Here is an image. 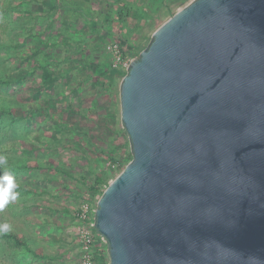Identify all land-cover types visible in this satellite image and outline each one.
<instances>
[{
    "label": "water",
    "instance_id": "95a60500",
    "mask_svg": "<svg viewBox=\"0 0 264 264\" xmlns=\"http://www.w3.org/2000/svg\"><path fill=\"white\" fill-rule=\"evenodd\" d=\"M119 96L132 160L95 211L110 264H264V0H193Z\"/></svg>",
    "mask_w": 264,
    "mask_h": 264
},
{
    "label": "rangeland",
    "instance_id": "374dc122",
    "mask_svg": "<svg viewBox=\"0 0 264 264\" xmlns=\"http://www.w3.org/2000/svg\"><path fill=\"white\" fill-rule=\"evenodd\" d=\"M63 1L67 6L9 0L11 9L0 12L18 45L8 63L0 48V72L9 81L0 85V107L18 118L7 132L10 114L0 117V156L18 160L10 173L20 189L17 200L0 210V222L26 237L36 253L0 241V262L7 264H110L107 241L97 230L92 248L84 249L77 215L89 207L94 217L100 197L95 175L104 178L103 191L130 162L119 87L132 58L123 57L111 33L120 31L138 52L193 0ZM121 12L126 18L120 21ZM104 70L109 74L100 83L87 81L91 71ZM43 71L58 80L42 83ZM101 250L107 251L104 263L98 262Z\"/></svg>",
    "mask_w": 264,
    "mask_h": 264
},
{
    "label": "trees",
    "instance_id": "16d2710c",
    "mask_svg": "<svg viewBox=\"0 0 264 264\" xmlns=\"http://www.w3.org/2000/svg\"><path fill=\"white\" fill-rule=\"evenodd\" d=\"M53 4L58 3L61 4L63 6L66 5V2L63 0H51ZM155 2H159V1H163V0H153ZM3 4V5H2ZM2 4H0V12H2L4 14V12H6V8L9 6V8L11 9V6L9 4V0H2ZM67 6V5H66ZM4 7V8H3ZM72 7H77V4H73ZM16 8V6H15ZM73 9V8H72ZM80 11L79 9H76L75 12ZM124 12L120 13L119 16V20L121 21V19L126 18ZM84 16H86L84 14ZM121 16H123L121 18ZM88 20V22H92V20L86 18ZM4 24H5V28H4ZM9 26L2 20L0 19V48L4 47L5 50V54H7L8 58L6 59V63H8L9 58L13 57L14 55V47L18 46L13 44V41L15 40L14 36L11 35L12 32L10 29H8ZM10 35L12 36V38H10ZM111 35L114 37V39L116 40V46L119 49V51L121 52V54H123V57L126 58V56H130L132 59L137 57L140 52L144 49L142 48V50L135 52L134 49H129L128 48V39L124 36H122V33L120 31H116V33H111ZM148 46V45H147ZM133 50V51H132ZM87 64V63H86ZM33 67L37 66V63L33 62L32 63ZM44 72V71H43ZM108 72V73H107ZM30 73V71L28 72ZM7 74V72L1 71L0 72V85L1 84H8L9 81H7L8 79H5L4 75ZM109 74V71L104 70L102 73L97 74L94 71H91V73L89 74V77L87 79L88 82H91L93 84H98L101 82L102 78L106 75ZM126 74V70L123 71V76ZM57 77L54 74L48 73V72H44L42 74V83L44 84H48V83H53L55 82V80ZM6 114H10V125L8 127H6V131L8 132L9 129L14 128V125L18 122V118L14 116V114L11 112V109L8 107H4L1 106L0 107V117H2V121L5 117ZM3 147L0 149V151H3ZM1 154L3 155V152H1ZM3 157L6 158V161H8V163H6V165H0V176H2L4 174L5 171L7 172H11L12 169H14L16 167V165H14V161H18L17 159H13V157H9L7 155H4ZM129 157H130V161L132 160V154L129 153ZM114 162H116L115 158H111ZM95 181L93 184V190L98 192L100 194V196L102 195L103 190L101 189V187L105 184L104 178L102 176H100L99 174L95 175ZM87 179L83 178L81 180V182L83 184H87L86 183ZM109 185V184H108ZM106 185V187L108 186ZM20 189L17 188V191H19ZM1 223V222H0ZM5 223V222H4ZM97 230V229H96ZM98 233V231H97ZM100 237H102L100 235V233H98ZM0 241H6L10 246L13 247H18V248H24L29 252L35 253L34 249L31 248L30 244H29V240L26 237H21L19 236V234H17L16 232L12 231L11 228L7 233H0ZM100 253V258H99V263H104L106 260V253L107 251H99ZM36 254V253H35ZM0 264H7L5 262H0Z\"/></svg>",
    "mask_w": 264,
    "mask_h": 264
},
{
    "label": "clouds",
    "instance_id": "9594fccd",
    "mask_svg": "<svg viewBox=\"0 0 264 264\" xmlns=\"http://www.w3.org/2000/svg\"><path fill=\"white\" fill-rule=\"evenodd\" d=\"M6 163V158L0 156V165ZM17 183L15 177L10 173L5 171L2 176H0V210H3L8 204L17 200L19 193L17 191ZM11 228L8 223H0V233H7Z\"/></svg>",
    "mask_w": 264,
    "mask_h": 264
},
{
    "label": "built area",
    "instance_id": "2783aa9c",
    "mask_svg": "<svg viewBox=\"0 0 264 264\" xmlns=\"http://www.w3.org/2000/svg\"><path fill=\"white\" fill-rule=\"evenodd\" d=\"M90 215L91 214H89V207L85 208L81 213H78L77 215V219L81 221V227L79 228V233L83 239L85 250H87L88 248L91 249L93 243L95 242V240L93 239L94 236L93 234H95L94 229L96 230L95 212H94V217H91ZM92 261L93 259L91 260V262Z\"/></svg>",
    "mask_w": 264,
    "mask_h": 264
}]
</instances>
